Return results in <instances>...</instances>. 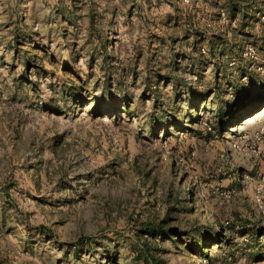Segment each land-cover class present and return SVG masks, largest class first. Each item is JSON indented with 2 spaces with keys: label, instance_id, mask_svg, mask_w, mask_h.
<instances>
[{
  "label": "rangeland",
  "instance_id": "obj_1",
  "mask_svg": "<svg viewBox=\"0 0 264 264\" xmlns=\"http://www.w3.org/2000/svg\"><path fill=\"white\" fill-rule=\"evenodd\" d=\"M262 210L264 0H0V264H264Z\"/></svg>",
  "mask_w": 264,
  "mask_h": 264
},
{
  "label": "trees",
  "instance_id": "obj_2",
  "mask_svg": "<svg viewBox=\"0 0 264 264\" xmlns=\"http://www.w3.org/2000/svg\"><path fill=\"white\" fill-rule=\"evenodd\" d=\"M152 231H153V227H151V225H146V227H145V231H144V234L152 235V234H154ZM200 244H201V243H200ZM197 248L201 251V253H202L203 255L206 254L205 247L202 246V244L199 245V247H197Z\"/></svg>",
  "mask_w": 264,
  "mask_h": 264
},
{
  "label": "built area",
  "instance_id": "obj_3",
  "mask_svg": "<svg viewBox=\"0 0 264 264\" xmlns=\"http://www.w3.org/2000/svg\"><path fill=\"white\" fill-rule=\"evenodd\" d=\"M263 211V210H262ZM263 213H264V211H263Z\"/></svg>",
  "mask_w": 264,
  "mask_h": 264
}]
</instances>
